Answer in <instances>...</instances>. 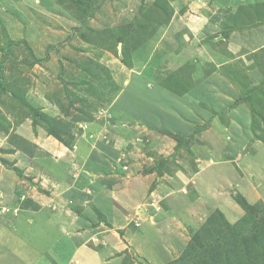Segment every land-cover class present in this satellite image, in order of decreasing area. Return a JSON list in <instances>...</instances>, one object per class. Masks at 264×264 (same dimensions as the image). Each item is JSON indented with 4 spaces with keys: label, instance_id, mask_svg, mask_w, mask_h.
<instances>
[{
    "label": "crops",
    "instance_id": "crops-1",
    "mask_svg": "<svg viewBox=\"0 0 264 264\" xmlns=\"http://www.w3.org/2000/svg\"><path fill=\"white\" fill-rule=\"evenodd\" d=\"M127 2L126 27L130 33L137 26L148 32L142 31L145 38L140 39V42H145L140 49L143 48V54L146 51L148 55L142 61L133 53L131 68L120 63L119 72L103 70L108 75L109 72L112 74L108 76L107 87H114L115 91L112 96L106 97L104 110L113 119L112 127L118 134L112 132L118 136V140L111 142H114L113 146L100 141L98 148L89 147V135L99 131L90 128L91 123L102 126L96 118L87 122H90L85 127L87 132L80 129L77 133L72 148L65 153L66 159H70L65 166V183L54 185L63 190L60 197L64 199L63 202H68L72 210L56 205L53 196L44 194L41 197L36 194L27 178L22 183H27L30 189L21 185L15 170L2 164L0 158V264H136L139 259L128 256L131 248L134 253L143 251L146 257L149 250L160 246L162 238L151 227L161 223L163 230H169L172 236L180 218L189 215L192 205L177 211L173 206L162 208L160 204L161 201L170 203L188 197L186 191H175L180 190L179 179L182 180V188L185 183L192 188L193 202L225 209L227 205H233L230 199L234 192L245 195L251 203L264 202V23L243 28L228 27L226 23L222 24L224 13L220 9L206 11L209 0ZM155 2L160 7H149ZM143 3H148L149 8H142ZM152 12L156 17L151 19L153 16H149L147 24H142L141 15ZM212 15L214 21L211 20ZM14 19L0 8V28L5 27L8 32L13 26L17 28L19 25ZM112 25L116 24L109 22L105 26ZM13 33L12 28L8 39L18 42V32L16 37ZM23 39L22 42H32V38ZM157 52H162L161 56L156 57L160 63L201 64L200 68L205 74H188L193 79L188 82L187 78L186 90L178 91L180 93L172 91L150 75L153 68L148 70V74L143 71L146 60ZM104 58L109 60L107 55ZM165 71L168 70H164L161 77L167 75ZM174 76V72L169 74V77ZM171 87L178 89L175 84ZM53 107L43 110L53 116ZM22 120L14 124V130L36 148H42L48 155L57 153V156L67 151L66 148L58 150L52 136L44 128L37 124L32 128L29 118ZM204 122H208L207 126L195 132L193 138L186 142L184 138L193 132L194 126ZM126 124L140 128L139 134L128 129V141L137 142L129 154L147 158L146 164L150 166L145 165V168H151V171L140 170L142 160L138 162L134 159L138 162L132 161L137 168L126 169L125 165L119 168L125 179L123 189L115 192L104 187V182L93 176L110 174L109 170L114 167L108 164L119 157L121 150L126 153L123 147L127 141ZM257 125L262 128L261 136L253 134L257 132L254 129ZM145 128L156 136L155 145L144 141L143 137L147 134ZM141 130L144 132L140 133ZM18 148L2 157L12 160L14 166L23 169L27 175H35L27 162L33 159L41 161L46 155L37 157ZM186 148L195 156L192 171L183 163L182 168L171 169V157L167 159L165 156L174 151L173 158H178L180 153H187ZM161 156L159 169V165H153ZM131 160L128 158L130 163ZM174 162L179 163L178 160ZM226 165L234 178L223 182L215 176V172H221ZM42 170V174L47 176V167ZM54 173L57 174L56 171ZM40 174L36 180L42 178ZM88 177L92 180H88ZM20 178L24 180V175ZM32 180H35V176ZM18 185L19 189L26 191L19 199L29 198L34 204L32 207H21L20 202V208L16 207ZM94 208L103 219H99ZM7 209L11 213L8 216L3 213ZM226 216L230 219L231 215L227 212ZM134 217L137 218L136 225L132 223ZM158 227L154 226L155 231ZM158 237L159 243L156 241ZM88 239H101V249L91 252L83 247L82 242Z\"/></svg>",
    "mask_w": 264,
    "mask_h": 264
},
{
    "label": "rangeland",
    "instance_id": "rangeland-1",
    "mask_svg": "<svg viewBox=\"0 0 264 264\" xmlns=\"http://www.w3.org/2000/svg\"><path fill=\"white\" fill-rule=\"evenodd\" d=\"M88 3L89 0H0L1 10L5 13H9L10 16L12 15V17L15 18L14 21L19 25L17 28L12 25L13 27L10 28L9 32L5 27L0 28V37L2 40L0 41V47H6L5 57L2 58V51H0L2 82L6 86V91L4 93L0 90L1 163L15 170L19 176V182L21 185H25L30 189L29 185H26L27 183H22V181H25L27 178L30 180V183L33 184L32 186L34 188H32V190L36 192V194H40L41 197L44 196V194H46L47 197L53 196L55 204L63 206L66 210H72L71 206L68 205V202H63L64 199L60 197L62 196L61 194L63 190L57 189L59 186L54 185L56 183H65V181L63 182V180L66 179L64 178L66 176L64 172L67 170L65 166L67 167L68 162H70V159H66L65 153L69 152L68 150L72 148V142L78 137L76 136L77 133L80 132V129L86 131L87 128L85 127L90 123L87 124V122L96 118L102 126H97L96 122L91 123L90 126L92 127L90 128L94 127V129L97 128L99 131L92 133L91 136L89 135L88 146L93 149L98 148L100 141H106L109 145L113 146L114 142H111L115 139L118 140V136H116L118 131L112 127L113 119L108 115V112L104 110L106 97L109 98L112 96L114 90V87H111L110 85V88L107 87V82H109L108 76L111 77L112 74L109 71V75L106 74V72L103 71L104 68L107 70L113 69V71L119 72V65L122 63L119 58L124 55V53H122L124 50L130 52V58L132 54L135 53L136 57H138L139 60L142 59V61L147 58L148 55L146 51L143 54V48L140 49L145 42L138 44L137 46H129L126 49V35L124 41H116L112 37V33L120 31L116 26H121L126 34L125 14L126 4H128L127 0H95L92 2L93 12L90 11L91 15L88 14V10L90 9L89 6H87ZM155 3V7H160L157 2ZM147 4L148 3H143L142 8L153 6L148 7ZM205 8L208 12H212L214 9L219 11L218 9H220V11L224 13L222 15V24L226 23V26L228 27L243 28L261 22L264 23V0H209L208 7ZM213 18L214 16L212 15V21L215 20ZM108 20H110L109 22H111V24L116 25L106 27L105 25L109 23L107 22ZM110 27L116 28H112V32L109 33L108 30H110ZM12 28L14 32L13 35L16 37L18 32V38L20 40L8 45V42L5 41L9 40L8 35ZM76 28H78L77 31ZM127 36V39L129 40L130 36ZM26 37H29L30 39L32 38V40H30L32 42L21 41ZM105 42H117V44L109 45L112 48L111 51L100 46ZM26 43L31 48L32 53L28 51ZM129 44L131 45V43ZM50 45L52 47L48 50L47 46ZM161 53L162 52H157L156 54L153 53L154 55H151L149 60H146V64L142 68L147 74L148 70L153 68L150 75L155 76V81L164 84V86L170 87L175 84L179 90H182L184 87H187L188 82L193 79L192 76L188 77V74L191 75L192 72H196L195 74L199 76L205 74L202 72V68H200L202 67L201 64L199 66L196 64L195 66L189 63L173 65L160 63V60L157 61L156 57L161 56ZM104 55L109 56V60H106ZM44 57L45 59H42ZM210 68H213V66ZM196 69L198 71H196ZM164 70H168L170 73L174 72L175 76L169 77L170 73L165 71L167 72V75L161 77ZM235 70L234 67V71ZM230 73L233 72L230 71ZM187 78H189L188 82ZM14 93L19 95L13 97ZM25 103L30 107L37 109L44 116L54 119V121L51 119L48 123L43 121L40 124L43 126L42 128L52 136L51 138L58 147V150L62 151V148L64 150L66 148L67 151L59 156H57V153H55L56 156L48 155L47 153L45 154L46 151L44 152L42 148H36L34 144L26 141L15 132L14 129L16 123H19L25 118L31 120L33 128L34 122L32 118L33 115L36 114L29 113V109L23 106ZM45 107H53L56 114L54 113L53 116L49 115L46 110H43ZM3 123H7L5 128L3 127ZM47 124L50 125L49 130L56 133V135L50 133L46 128ZM256 127L254 129L257 132L253 133L254 136H261L262 128L258 125ZM126 128L125 135L127 141L123 144V147L126 148V153L121 150L119 157L115 158V160H112L111 163L108 164L109 166L114 167V169L109 170L110 174L93 176V178L96 177V180L98 179L104 182V187L110 188L115 192H120L121 189H123V182L125 179L122 177L123 173L118 171L119 168H124L123 166L125 165L126 169L130 167L135 169L137 166L134 162H141L142 160V168H140V170L144 172L149 169L148 167L145 168V165H147L146 163H148L147 158L140 157L139 155H137V158L133 154H129L130 150H134L135 144L137 143L135 140L128 141L129 138L127 135L129 130L139 134L138 130L140 128L135 127L132 124H126ZM112 131L116 134H113L114 132ZM145 131L147 134L143 137L144 141L147 140L148 144L152 143L155 145L156 136L153 135L154 133H151V130L146 128ZM143 132L144 130L140 131V133ZM15 147H19L18 149L21 148L20 150L24 153H29L37 157L48 155L42 160L40 158L41 161H39V159H33L32 162H27L35 171V175L32 173L27 175L23 169L14 166L12 160L2 157L3 154H7L14 150ZM120 147L122 149V146ZM186 151L187 153H180L178 158H173L174 151L168 156H165L167 159L171 157L169 159V162L171 161V169H175V167L177 169L179 167L182 168L181 163H183L189 167L190 171H192L194 168L195 156L191 153L190 149L186 148ZM128 158H132L131 162L134 161V159L137 161L130 163ZM162 158L163 156L158 159L156 158L158 162L153 166L159 165V169H161ZM174 160H178L179 163H175ZM43 167H47V171L45 172V175L47 176L42 174ZM227 169L228 166L226 165L225 169L221 172L216 170L215 176L220 177L223 182L233 179L234 175H232ZM54 171H56L57 174H55ZM183 172L186 173L184 170ZM39 173H41L40 175H42V178L39 177L40 179L36 180ZM105 173H107V171H105ZM23 175L24 180L20 178V176ZM34 176L35 180H32ZM88 180L92 179H89L88 177ZM179 180L180 183L178 182V189L180 190L175 191H186L188 197L179 198L177 201L170 203H164V201H161L160 204L162 208H171L173 206L177 211L182 210L181 208H185L187 205H192L189 215H183L180 218L177 227L174 228L176 231H173L174 234L172 236L169 235V230H163L161 223L154 225H159L156 231L154 226L151 227V229L162 238L161 242L159 237L156 239L158 243L160 242V246L158 248L154 247L149 250L148 253L146 251L145 253L148 254L146 257L142 253L143 251L134 253V249L132 250L131 248V253L128 252L129 257L131 255L134 258L146 259L149 264H162L177 257L193 254L198 250L201 244H205V242L208 241L210 236L221 235L231 227V225L239 224L241 218L245 217L247 210L258 217L260 214V208L264 207V202L260 201L257 203H251L245 198L246 196L241 195L240 192L233 193L232 198L230 199L233 205L229 204L225 209L212 207L203 202H193L194 192L192 188H190L187 183L185 184L188 185V188L186 185L182 188V180ZM87 183L90 182L87 181ZM19 186L20 185H18L16 189V200L18 201L16 202V207H32L34 204L29 198L24 197L23 199H19L21 194L26 193L25 189H19ZM52 186L54 187L52 188ZM55 188L57 190H51ZM239 195L245 199L246 203L254 204V206L251 207L248 205V209L241 206L236 201V197ZM19 202L20 206L18 204ZM255 204H258L259 206H256L255 208ZM56 209L57 206H55V210ZM75 210L79 209L76 208ZM94 210L97 211L96 208H94ZM7 211L8 209L5 210V212L3 211V213H6V216L11 214ZM227 212L231 215L229 216L230 219L226 216ZM66 214L69 215L68 212H66ZM98 217L99 219H103L99 213ZM224 221H226V223ZM132 223L136 225L137 218L134 217ZM133 230L134 228L132 227L131 231ZM154 232H152V234ZM197 235L200 236V241L194 239V236ZM120 240L126 241L123 238ZM115 241L116 240H114V242ZM82 243L84 244L83 247L94 252L98 251L99 248L101 249L102 242L101 239L98 241L88 239ZM118 243H120V241ZM128 245L131 247L130 244ZM148 259L153 262H150ZM137 262L136 264H138ZM244 263L256 264L255 261L248 258H246V262Z\"/></svg>",
    "mask_w": 264,
    "mask_h": 264
},
{
    "label": "trees",
    "instance_id": "trees-1",
    "mask_svg": "<svg viewBox=\"0 0 264 264\" xmlns=\"http://www.w3.org/2000/svg\"><path fill=\"white\" fill-rule=\"evenodd\" d=\"M94 1L95 0H89V3L87 4V6H89L90 8L88 10V14L90 15H91L90 11L93 12L92 2ZM155 5L156 3L151 4L152 7H155ZM152 14H147V13L142 14L141 15L142 18L140 19L141 23L146 25L147 17L149 16H153L151 19H154V17L156 16L154 15L153 12ZM116 27L119 28L120 31L117 33H112V37L116 41H124L126 35V49L127 47L132 45L137 46L138 44H142L143 42H140V39L145 38L142 35V31L144 33H148L145 29L137 26L136 30L132 33H130L129 28L126 27V34H125V31L123 30V28H121V26H116ZM116 27H110L109 28L110 30H108L109 33L112 32L111 30L112 28H116ZM77 30L78 28H76V31ZM127 35L130 36L129 40L127 39L128 37ZM7 42L8 45L14 43V41L12 40H8ZM129 43H131V45ZM110 44L116 45L117 42H105L100 46L105 49L111 50L112 48L109 46ZM26 47L28 51L31 52V48L28 46L27 43H26ZM51 47H52L51 45L47 46V49L49 50ZM0 51H2V58L5 57L6 47H0ZM122 53H124L123 55L124 57L122 56L121 58H119L120 61L128 67H132L130 52L124 50L122 51ZM42 59H45V57ZM165 87L172 91H176L177 93H180L178 91H181L179 90V88L174 89L171 86L170 87L165 86ZM186 88L187 87H184L183 89L186 90ZM0 90L3 91V93L6 91V86L2 82L1 62H0ZM18 95L19 94L14 93L13 97H17ZM23 106L29 109V113L31 112L36 114L33 115L32 118L34 122L33 128H35L36 124H39L41 127H43L40 124L41 122L44 121L48 123L52 119L50 117L44 116L37 109L30 107L27 103L23 104ZM213 113L219 114L217 112H213ZM220 115H223V113H220ZM52 120L54 121V119ZM6 124L3 123L4 128ZM207 124L208 122H204L203 124L194 126L193 132L190 133L187 138H184V140L186 142L190 141L193 138L194 133L206 127ZM46 128L49 130L50 125L47 124ZM49 131L51 134L56 135V133H53L51 130ZM148 171H151V168H149ZM236 201L246 209H248V205H250L251 207L254 206V204L246 203L245 199L241 195L236 197ZM256 206L259 205L255 204V208ZM224 222L226 223V221ZM237 224L231 225V227H229L221 235L210 236L208 241H206L205 244L204 243L201 244L198 250L193 254L177 257L171 261L162 264H245L244 262H246V258L255 261L256 264H264V207L260 208V214L258 217H256L255 214H252L249 210H247L245 217L241 218L239 224L238 225ZM194 239L200 241V236L199 235L194 236ZM243 255H244V259H243ZM126 260L130 262V259L127 257ZM138 263L143 264L140 260H138Z\"/></svg>",
    "mask_w": 264,
    "mask_h": 264
},
{
    "label": "water",
    "instance_id": "water-1",
    "mask_svg": "<svg viewBox=\"0 0 264 264\" xmlns=\"http://www.w3.org/2000/svg\"><path fill=\"white\" fill-rule=\"evenodd\" d=\"M139 260H140L143 264H149L148 261H147L146 259H142V258H140Z\"/></svg>",
    "mask_w": 264,
    "mask_h": 264
},
{
    "label": "clouds",
    "instance_id": "clouds-1",
    "mask_svg": "<svg viewBox=\"0 0 264 264\" xmlns=\"http://www.w3.org/2000/svg\"><path fill=\"white\" fill-rule=\"evenodd\" d=\"M149 263V262H148Z\"/></svg>",
    "mask_w": 264,
    "mask_h": 264
}]
</instances>
